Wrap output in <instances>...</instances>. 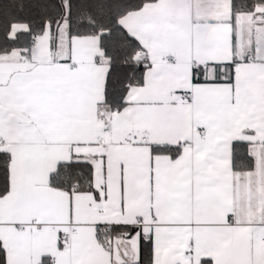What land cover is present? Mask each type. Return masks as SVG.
Segmentation results:
<instances>
[{"label":"snow or ice","instance_id":"snow-or-ice-1","mask_svg":"<svg viewBox=\"0 0 264 264\" xmlns=\"http://www.w3.org/2000/svg\"><path fill=\"white\" fill-rule=\"evenodd\" d=\"M0 264H264V0H0Z\"/></svg>","mask_w":264,"mask_h":264}]
</instances>
